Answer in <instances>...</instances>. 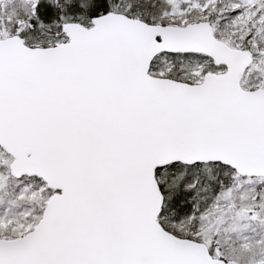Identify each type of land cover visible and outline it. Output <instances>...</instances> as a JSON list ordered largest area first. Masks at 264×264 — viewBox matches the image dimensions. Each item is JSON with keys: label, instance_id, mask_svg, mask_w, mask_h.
Wrapping results in <instances>:
<instances>
[{"label": "snow or ice", "instance_id": "snow-or-ice-1", "mask_svg": "<svg viewBox=\"0 0 264 264\" xmlns=\"http://www.w3.org/2000/svg\"><path fill=\"white\" fill-rule=\"evenodd\" d=\"M0 264H264V0H0Z\"/></svg>", "mask_w": 264, "mask_h": 264}]
</instances>
